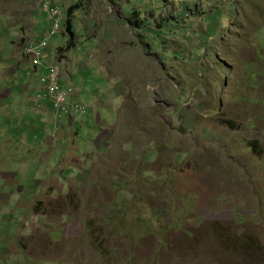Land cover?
I'll return each instance as SVG.
<instances>
[{
    "label": "rangeland",
    "instance_id": "rangeland-1",
    "mask_svg": "<svg viewBox=\"0 0 264 264\" xmlns=\"http://www.w3.org/2000/svg\"><path fill=\"white\" fill-rule=\"evenodd\" d=\"M51 3L30 75L42 4L0 0V264H264V0Z\"/></svg>",
    "mask_w": 264,
    "mask_h": 264
},
{
    "label": "built area",
    "instance_id": "built-area-1",
    "mask_svg": "<svg viewBox=\"0 0 264 264\" xmlns=\"http://www.w3.org/2000/svg\"><path fill=\"white\" fill-rule=\"evenodd\" d=\"M41 3V8L48 14L52 22V26L49 30V37L57 35L61 30V25L64 20V15L61 8L58 5H53L52 0H38ZM48 43L46 39L40 41L30 40L25 46L24 53L31 59L32 66L36 67L40 65V58L44 49ZM59 67L51 66L48 69V73L40 77L39 85L44 90L45 94L53 100V108L57 111H66L64 100L71 96V90L66 87H62L58 84ZM76 110L80 112L83 110L81 107H76ZM83 113V112H82Z\"/></svg>",
    "mask_w": 264,
    "mask_h": 264
},
{
    "label": "crops",
    "instance_id": "crops-1",
    "mask_svg": "<svg viewBox=\"0 0 264 264\" xmlns=\"http://www.w3.org/2000/svg\"><path fill=\"white\" fill-rule=\"evenodd\" d=\"M61 8V7H60ZM61 10H62V8H61ZM64 10V9H63ZM43 11V10H42ZM43 13V15L45 16V18H47V20H48V25H50V23H51V21L49 20V17H48V14L46 13V12H42ZM63 13V12H62ZM64 14V13H63ZM75 15H76V12H74V13H72V17H71V20L72 19H74V17H75ZM64 21V20H63ZM50 28H51V25L48 27V30H47V32L50 30ZM46 32V33H47ZM60 34V32L57 34V35H59ZM27 37H29V35L27 36ZM25 42H26V38H25ZM49 46V45H48ZM50 47V46H49ZM53 54V52H51L50 54H49V57H48V59H45L44 60V64H48L49 63V61H51V55ZM87 54L88 55H90V52H84L83 53V59H85L86 58V56H87ZM26 64H28L25 60H23V62H22V64L21 65H26ZM12 67V66H11ZM21 69V66H20V68L18 67V71ZM17 71V72H18ZM66 71H67V68H66ZM41 72H44V74L46 73V68L44 69V68H42V70H41ZM29 73V72H28ZM66 73V72H65ZM65 73H63V74H65ZM15 76V75H14ZM60 81H61V78H60ZM16 87V86H15ZM20 88H21V86H20ZM17 91H19L18 89H16ZM36 90V92H35V95H34V97H36V96H39V97H44L41 93H39V90H43L41 87H39V86H37V88L35 89ZM45 97H47L48 99H50V102L48 103V105H49V107L51 106V98L50 97H48L47 95L45 96ZM48 105H47V107H48ZM53 107V106H52Z\"/></svg>",
    "mask_w": 264,
    "mask_h": 264
},
{
    "label": "clouds",
    "instance_id": "clouds-1",
    "mask_svg": "<svg viewBox=\"0 0 264 264\" xmlns=\"http://www.w3.org/2000/svg\"><path fill=\"white\" fill-rule=\"evenodd\" d=\"M49 31L45 34V36H43V37H39V39L38 40H36V38L34 37V36H31V37H26V42H25V44H24V49H25V46L27 45V43L30 41V40H33V41H40V40H42V39H46V37H48L49 35ZM48 48V45H47V47L45 48V49H47ZM44 49V50H45ZM44 52V51H43ZM23 56H24V58H25V61L31 66V68H30V71H29V74L30 75H32L33 73H34V71L36 72V74L39 72V68H40V66H41V63H40V65H38V66H36V67H34V66H32V64H31V59L24 53V50H23ZM51 66H53V65H51ZM51 66H48L47 68H46V73L45 74H43V75H41V76H44V75H46L47 73H48V69L51 67ZM54 66H57V65H54ZM59 67V66H58ZM40 76V77H41ZM40 82V80L38 81V83ZM59 82V81H58ZM39 87H40V85L39 84H37ZM60 86H61V84H59Z\"/></svg>",
    "mask_w": 264,
    "mask_h": 264
},
{
    "label": "trees",
    "instance_id": "trees-1",
    "mask_svg": "<svg viewBox=\"0 0 264 264\" xmlns=\"http://www.w3.org/2000/svg\"><path fill=\"white\" fill-rule=\"evenodd\" d=\"M217 12H218V13H216V14H220V15H222L220 10H218ZM68 15H69V19L67 20V31H70V30H71V25H72V23H71V22H72V20H71V17H72L71 9L68 10ZM223 17H225V16H223ZM49 20H50V19H49ZM50 21H51V20H50ZM221 21H226L225 23L230 22L229 19H228V17H227V18L225 17V19H224V20H221ZM128 22H129V24H132L133 26L136 25V21L133 22L132 20L129 19ZM132 22H133V23H132ZM50 25L52 26V22L50 23ZM39 93H41L44 97L46 96L44 90H39ZM39 98H42V97H39Z\"/></svg>",
    "mask_w": 264,
    "mask_h": 264
}]
</instances>
